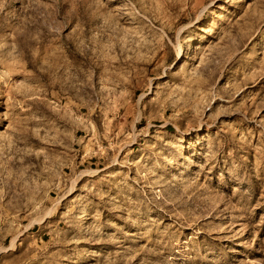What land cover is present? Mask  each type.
<instances>
[{"label":"rangeland","instance_id":"374dc122","mask_svg":"<svg viewBox=\"0 0 264 264\" xmlns=\"http://www.w3.org/2000/svg\"><path fill=\"white\" fill-rule=\"evenodd\" d=\"M0 264H264V0H0Z\"/></svg>","mask_w":264,"mask_h":264},{"label":"bare ground","instance_id":"6f19581e","mask_svg":"<svg viewBox=\"0 0 264 264\" xmlns=\"http://www.w3.org/2000/svg\"><path fill=\"white\" fill-rule=\"evenodd\" d=\"M181 52H182V49H181L180 46H178V50H177V54H178V56L181 55Z\"/></svg>","mask_w":264,"mask_h":264}]
</instances>
